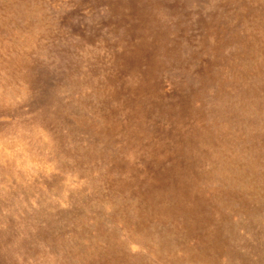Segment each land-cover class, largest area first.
Wrapping results in <instances>:
<instances>
[{
  "label": "rangeland",
  "instance_id": "obj_1",
  "mask_svg": "<svg viewBox=\"0 0 264 264\" xmlns=\"http://www.w3.org/2000/svg\"><path fill=\"white\" fill-rule=\"evenodd\" d=\"M0 264H264V0H0Z\"/></svg>",
  "mask_w": 264,
  "mask_h": 264
}]
</instances>
